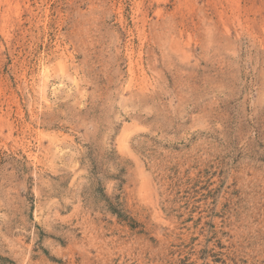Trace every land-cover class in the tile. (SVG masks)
<instances>
[{"label":"rangeland","instance_id":"obj_1","mask_svg":"<svg viewBox=\"0 0 264 264\" xmlns=\"http://www.w3.org/2000/svg\"><path fill=\"white\" fill-rule=\"evenodd\" d=\"M0 264H264V0H0Z\"/></svg>","mask_w":264,"mask_h":264}]
</instances>
